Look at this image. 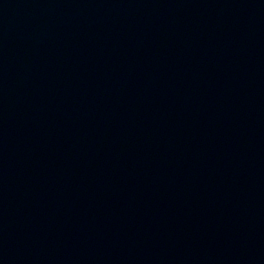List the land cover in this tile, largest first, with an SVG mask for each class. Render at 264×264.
<instances>
[{"label": "water", "instance_id": "obj_1", "mask_svg": "<svg viewBox=\"0 0 264 264\" xmlns=\"http://www.w3.org/2000/svg\"><path fill=\"white\" fill-rule=\"evenodd\" d=\"M0 264H264V0H0Z\"/></svg>", "mask_w": 264, "mask_h": 264}]
</instances>
